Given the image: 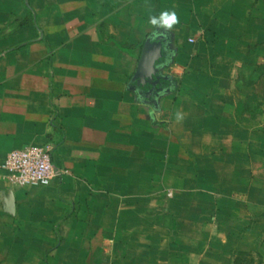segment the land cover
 Segmentation results:
<instances>
[{"label": "crops", "instance_id": "1", "mask_svg": "<svg viewBox=\"0 0 264 264\" xmlns=\"http://www.w3.org/2000/svg\"><path fill=\"white\" fill-rule=\"evenodd\" d=\"M46 145L48 187L0 173V264L264 252V0H0V165Z\"/></svg>", "mask_w": 264, "mask_h": 264}, {"label": "built area", "instance_id": "2", "mask_svg": "<svg viewBox=\"0 0 264 264\" xmlns=\"http://www.w3.org/2000/svg\"><path fill=\"white\" fill-rule=\"evenodd\" d=\"M190 42H193L190 40ZM50 146L13 150L0 165L1 179L14 188H45L64 173L53 167ZM172 194L169 193L168 197Z\"/></svg>", "mask_w": 264, "mask_h": 264}, {"label": "water", "instance_id": "3", "mask_svg": "<svg viewBox=\"0 0 264 264\" xmlns=\"http://www.w3.org/2000/svg\"><path fill=\"white\" fill-rule=\"evenodd\" d=\"M161 58V44L147 40L142 49L141 57L138 63L137 71L133 77V81H135L137 85L149 84L155 88L159 83L156 66Z\"/></svg>", "mask_w": 264, "mask_h": 264}, {"label": "rangeland", "instance_id": "4", "mask_svg": "<svg viewBox=\"0 0 264 264\" xmlns=\"http://www.w3.org/2000/svg\"><path fill=\"white\" fill-rule=\"evenodd\" d=\"M264 252L260 251H240L232 254L228 261L222 260L217 264H264Z\"/></svg>", "mask_w": 264, "mask_h": 264}, {"label": "clouds", "instance_id": "5", "mask_svg": "<svg viewBox=\"0 0 264 264\" xmlns=\"http://www.w3.org/2000/svg\"><path fill=\"white\" fill-rule=\"evenodd\" d=\"M150 23L152 25H158L162 28L171 29L175 24L178 23V18L175 12H162L159 18L151 17Z\"/></svg>", "mask_w": 264, "mask_h": 264}]
</instances>
